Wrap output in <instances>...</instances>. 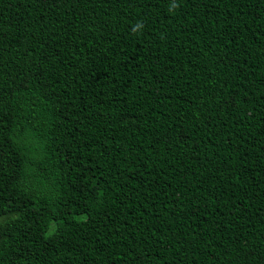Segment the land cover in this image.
<instances>
[{"label": "trees", "instance_id": "trees-1", "mask_svg": "<svg viewBox=\"0 0 264 264\" xmlns=\"http://www.w3.org/2000/svg\"><path fill=\"white\" fill-rule=\"evenodd\" d=\"M0 264H264V0H0Z\"/></svg>", "mask_w": 264, "mask_h": 264}]
</instances>
